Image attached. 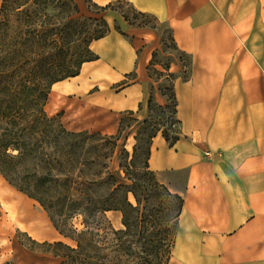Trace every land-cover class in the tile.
<instances>
[{"label":"crops","instance_id":"crops-1","mask_svg":"<svg viewBox=\"0 0 264 264\" xmlns=\"http://www.w3.org/2000/svg\"><path fill=\"white\" fill-rule=\"evenodd\" d=\"M128 1L167 24L190 59L188 77L174 82L179 138L169 144L158 131L148 156L149 170L183 198L168 264H264V0ZM111 16L119 30L90 43L97 58L51 85L46 112H61L69 130L114 135L126 113L149 116L155 82L148 67L160 36ZM180 68L177 62L169 70ZM153 98L165 103L157 91ZM19 228L42 241L63 238L44 218ZM11 245L13 264L61 261Z\"/></svg>","mask_w":264,"mask_h":264},{"label":"trees","instance_id":"trees-1","mask_svg":"<svg viewBox=\"0 0 264 264\" xmlns=\"http://www.w3.org/2000/svg\"><path fill=\"white\" fill-rule=\"evenodd\" d=\"M54 1L56 0H0V175L16 190L35 200L46 211L59 234L76 242V247L61 240L43 242V245L48 246L47 252L62 258L59 264H107L105 257L96 253L100 247L95 245L96 232L92 228L98 224L99 218L106 211L119 210L125 229L113 232L118 236V233H121L122 238H128V241L133 239L138 232L137 226L145 219L142 217V209L149 185L161 186L178 200L175 240L183 198L149 176L154 173L148 168V156L151 139L158 131H161L169 144H173L179 138L180 121L176 116L174 82L178 77L182 79L188 77L190 59L176 47L167 26L172 49L177 54L181 68L187 69L180 75L175 74L169 71V65L157 60L159 51L153 53L148 67L150 76L152 77V72L168 78V87L160 93L166 99H170L173 117L167 128L157 127L148 135L147 145L140 151L144 154L143 166L138 171L135 165L138 146L134 145L133 152L129 154L118 143L123 117L118 132L107 135L89 130H69L61 121V112L48 115L44 110L48 88L56 81L77 75L83 62L96 59V55L90 49V43L103 37L111 29L104 19H96L98 29L90 35L83 51L68 62L64 55V44L72 35L69 25L77 22V19L70 18L77 13V9L73 0H58L53 5ZM58 3L61 7L62 4L65 5L64 8L68 5L71 7L68 10L62 8L63 20H60L55 31L47 30L50 43L57 49V59L54 63L57 68L40 67L38 70L36 66L38 64H30L25 57V47L20 41L25 35L24 26L29 21L26 17H36L42 9L58 6ZM93 4L100 10L110 8L121 13L130 25L156 30L159 23L151 14L135 11L138 15L150 16L155 21L153 25L135 24L124 12L110 7L111 2L103 6ZM114 28L119 30L117 25ZM160 39V50L164 52L165 42L162 37ZM156 63L163 70L155 69L153 66ZM152 89L151 86L149 111L153 106L163 110L164 106L153 102ZM126 115L134 116L132 112ZM147 123V118L139 122L145 128ZM174 125H177L176 129L172 128ZM130 194L135 203L129 199ZM76 215L82 218L81 230H77L71 223ZM133 227H136V230ZM30 241L37 243L32 239ZM114 246L118 249L121 244L115 243ZM159 258L158 255H154L149 259V263L160 264ZM139 259L141 263L147 260L146 257Z\"/></svg>","mask_w":264,"mask_h":264},{"label":"rangeland","instance_id":"rangeland-1","mask_svg":"<svg viewBox=\"0 0 264 264\" xmlns=\"http://www.w3.org/2000/svg\"><path fill=\"white\" fill-rule=\"evenodd\" d=\"M57 2L58 0L54 1L53 5ZM73 2L76 5L77 13L70 18L77 19V22L69 25V28L72 30V35L69 41L64 44V55L68 62L70 59H73L72 57H75L77 53L83 51L90 35L94 33L95 29H98L99 24H95L96 19H104L109 24L110 28L117 25L111 16V11L114 10L110 8L100 10L93 4L94 2L92 0H73ZM110 2V7L124 12L129 17L130 21L135 24H155L152 17L138 15L135 12L138 10H136L128 0H113ZM106 4L97 5L103 6ZM57 5L61 7L60 3ZM58 6H48L42 9L36 17H26L29 21L27 25L24 26L25 35L20 41H22L25 47V57H27L30 64H38L36 65L38 70L40 67L57 68L54 65L57 59V49H54V46L50 43V35L47 34V30L52 29L55 31L60 20H63L61 17L62 8L68 10L71 7L68 5V7L64 8L65 5L63 4L61 8ZM156 32L165 42L163 46L164 52L159 50L157 60L165 65H169V67L174 63H179L177 54L174 49H172L171 41L168 38L169 29L167 25L165 23H158L156 25ZM87 56L90 57V55ZM184 69H187V67ZM184 69L180 68L177 72L173 73L180 75L183 73ZM151 74L155 82L152 84V92L157 91L160 93L161 90L168 87L169 81L167 77L156 75V73L152 72ZM49 88L47 100L44 105L45 112L48 111L46 110V103L50 94ZM52 98L53 96L51 99ZM51 99L49 100L50 105L52 103ZM164 99L165 103L161 105L164 106L163 110L153 106L152 110L149 111L147 128H145L144 125H140L139 122L141 120L135 116H128L126 114L123 116L124 122L122 124V131L118 143L120 146H123L129 154L133 152L134 145L138 146L135 159V165L138 171L140 167L143 166L144 154L140 153V151L147 145L148 135L157 127L167 128L173 117L171 114V101L170 99H166L165 96ZM152 100L155 104L159 105L154 98H152ZM175 127H177V125H174L172 128L176 129ZM135 135H137V139H135ZM118 156L119 153L114 160V165L117 162ZM149 176L156 179L160 185H165L157 179L155 174ZM143 178L145 179V176ZM19 194L22 197L21 201L16 198ZM144 197L145 201L143 202L142 217L145 219L137 226V230L140 233L136 232L135 237L130 241H128V238H122V235H120L121 233H118V236L113 232L125 229L122 223V213L119 210L106 211L99 218L98 224L92 228L93 231L96 232L95 245L100 247L99 250H96V253L104 256L107 264H150L149 259L154 255L160 257V264H168L174 244L173 242L175 241L174 230L175 218L178 211V200L170 196L161 186L156 185H149ZM129 199L135 203L131 194L129 195ZM18 217H21V220L27 223H30L33 219L41 220L44 218L52 225L46 211L43 210L35 200L16 190L0 175V263L12 262L10 260L12 248L11 241H18V243L22 244L23 248L25 247L30 251L47 252L46 248L48 246L43 245L44 241L33 238L27 230L19 228V224L23 222H20ZM81 219L80 215H76L71 220V223L77 230L83 229ZM133 228L136 230V227ZM29 238L37 243H31ZM57 240H61L67 245L76 247V242L70 238L58 237ZM115 243H120L121 247L116 249L114 246ZM139 257H146V262L141 263Z\"/></svg>","mask_w":264,"mask_h":264},{"label":"bare ground","instance_id":"bare-ground-1","mask_svg":"<svg viewBox=\"0 0 264 264\" xmlns=\"http://www.w3.org/2000/svg\"><path fill=\"white\" fill-rule=\"evenodd\" d=\"M52 105H53V104H51V105H47V106H46V110H48V111L52 110V108H53Z\"/></svg>","mask_w":264,"mask_h":264},{"label":"built area","instance_id":"built-area-1","mask_svg":"<svg viewBox=\"0 0 264 264\" xmlns=\"http://www.w3.org/2000/svg\"><path fill=\"white\" fill-rule=\"evenodd\" d=\"M208 154H209L208 152H205V155H207V156H208Z\"/></svg>","mask_w":264,"mask_h":264}]
</instances>
